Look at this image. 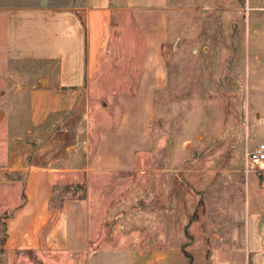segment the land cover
<instances>
[{"label": "rangeland", "instance_id": "1", "mask_svg": "<svg viewBox=\"0 0 264 264\" xmlns=\"http://www.w3.org/2000/svg\"><path fill=\"white\" fill-rule=\"evenodd\" d=\"M170 3L169 37L162 46L167 86L155 94L151 115L146 117L151 144L135 154L128 171L99 173L97 177L83 172L69 184L57 186L52 209L57 211L67 197L90 200L91 221L96 219V210L102 237L117 235V239H109L114 246L120 237L129 236L133 238L129 244L135 246L143 221L139 217L148 218L146 213L152 217L158 212L154 209L163 214L161 209L168 207L167 188L172 185L170 199L176 205L178 231L182 223H193L178 232V238L184 240L178 242V250L190 256L185 250L191 244L201 248L199 240L195 242L202 233L201 225L209 226V246L214 247L212 234H223L219 226L231 221L240 204L245 206L246 179L233 180L232 169L242 155L247 163L244 139L253 144L264 140V118L256 120L259 114L254 108L264 109V98L259 99L264 97V72H260L259 84L255 79L250 84L248 75L252 21L260 12L255 7L264 6V0ZM257 15L261 32L255 42L264 58V15ZM3 61L1 58L0 105L6 107V115L0 124V264H75L63 253L45 250L10 257L4 248L6 218L21 197L27 167H85L94 151L96 131L87 130L88 119L82 113L85 106L52 112L34 123L45 101L35 95L46 85L43 67L29 59L18 58L9 66H3ZM40 78H44L42 82ZM103 102L116 105V100L101 99L100 107ZM77 126L81 129L74 131ZM9 159L16 160L15 171H8ZM250 163L261 166L263 161ZM142 198L145 204L139 205ZM140 206L148 212L140 213ZM212 261L217 263L215 257Z\"/></svg>", "mask_w": 264, "mask_h": 264}, {"label": "crops", "instance_id": "2", "mask_svg": "<svg viewBox=\"0 0 264 264\" xmlns=\"http://www.w3.org/2000/svg\"><path fill=\"white\" fill-rule=\"evenodd\" d=\"M255 9L260 12L252 21L250 84L252 79L259 84L264 72L262 50L255 42L261 32L257 14L264 15V6ZM170 10V0H0L3 66L18 58L35 60L45 74L46 85L35 91L45 101L34 123L52 112L85 106L82 113L90 119L87 130L96 131L94 151L85 167H27L21 197L6 218L4 248L10 257L45 250L63 253L75 264H214V257L215 264H264V161L259 166L247 160L245 165L244 155L232 169V177L246 179L245 206L240 204L231 221L219 226L223 234H212L214 247L209 246V226L201 225L202 233L195 238L201 248L191 244L185 250L190 256L178 250V242L184 241L178 232L193 223H182L178 231L176 205L170 199L172 185L167 188L168 207L161 209L163 214L154 209L158 212L152 217L150 213H146L148 218L139 217L143 221L135 246L129 244L133 243L129 236L120 237L114 246L109 239L113 241L117 235L102 237L96 210V219L91 221L90 200L67 197L57 211L52 209L57 186L69 184L83 172L97 177L99 173L128 171L135 154L151 144L146 117L151 115L155 94L167 86L162 46L169 37ZM251 92L250 88L249 96ZM101 99L116 100V105L103 102L100 107ZM259 107L254 106L259 114L256 120L264 118V109ZM5 115L6 107L0 105V124ZM102 115H108L106 120ZM73 129L79 131L81 126ZM258 144L244 139L243 152ZM8 162V171H15L16 160ZM141 204H145L143 198ZM146 242L150 246L145 247Z\"/></svg>", "mask_w": 264, "mask_h": 264}, {"label": "built area", "instance_id": "3", "mask_svg": "<svg viewBox=\"0 0 264 264\" xmlns=\"http://www.w3.org/2000/svg\"><path fill=\"white\" fill-rule=\"evenodd\" d=\"M246 159L251 162L264 161V141L260 142L253 150L247 152Z\"/></svg>", "mask_w": 264, "mask_h": 264}]
</instances>
